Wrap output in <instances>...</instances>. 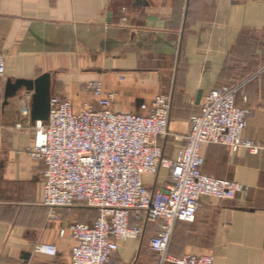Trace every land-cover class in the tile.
<instances>
[{
    "label": "crops",
    "instance_id": "obj_1",
    "mask_svg": "<svg viewBox=\"0 0 264 264\" xmlns=\"http://www.w3.org/2000/svg\"><path fill=\"white\" fill-rule=\"evenodd\" d=\"M0 52L6 59L0 79V264H72L69 227L98 219L97 211L88 208L92 218L78 207L50 217L46 167L27 153L36 137L33 94L22 90L3 106L8 80L44 74L51 75L52 96L70 100L77 112L93 101L87 86L95 81L116 95L117 113L139 114L142 104L170 96V134L161 141L169 159L184 144L204 97L222 85L245 83L237 104L254 116L244 138L262 150L205 145L203 172L251 190L232 201L201 198L194 223L176 224L168 256L264 264V80H250L264 63V0H0ZM143 180L151 190L162 188L166 171ZM154 229L122 243L113 264H161L149 244ZM40 245L55 246L57 254L38 252Z\"/></svg>",
    "mask_w": 264,
    "mask_h": 264
},
{
    "label": "built area",
    "instance_id": "obj_2",
    "mask_svg": "<svg viewBox=\"0 0 264 264\" xmlns=\"http://www.w3.org/2000/svg\"><path fill=\"white\" fill-rule=\"evenodd\" d=\"M5 77L6 59L0 52V79ZM252 79L264 80V63ZM244 85H222L204 97L174 159L165 157L161 145L170 134V96L159 95L142 104L139 114L115 112L116 95L106 94L99 81L88 84L93 101L85 102L78 112L70 100L51 96L49 120L37 121L35 143L27 151L46 167L44 206L52 218L62 208L81 206L98 212L95 222L69 227L75 243L72 264H113L121 244L142 238L150 225L155 229L149 244L161 264H215L213 255L170 258L168 250L176 224L194 223L201 198L232 201L251 190L203 172L205 145L226 146L235 153L262 150L244 138L254 116L250 108L237 104ZM162 171H166L163 187L149 189L144 176ZM36 250L57 254L50 245Z\"/></svg>",
    "mask_w": 264,
    "mask_h": 264
},
{
    "label": "water",
    "instance_id": "obj_3",
    "mask_svg": "<svg viewBox=\"0 0 264 264\" xmlns=\"http://www.w3.org/2000/svg\"><path fill=\"white\" fill-rule=\"evenodd\" d=\"M22 90L33 94L31 105L33 121L48 122L51 112V75L44 74L36 80H8L5 88L3 106H6L9 100L15 98ZM199 99H201V96Z\"/></svg>",
    "mask_w": 264,
    "mask_h": 264
},
{
    "label": "rangeland",
    "instance_id": "obj_4",
    "mask_svg": "<svg viewBox=\"0 0 264 264\" xmlns=\"http://www.w3.org/2000/svg\"><path fill=\"white\" fill-rule=\"evenodd\" d=\"M259 147H260V146H259ZM78 208H80L82 211L84 210V213H85V214H89V216H92V218L96 216V214H95L94 212H90V211H88L89 209L86 208V207H81V206H80V207H78ZM85 214H84V215H85ZM82 221L84 222V221H86V220L84 219V220H81V221H79V222H82ZM79 222H78V223H79ZM153 233H154V231L151 232V235H152Z\"/></svg>",
    "mask_w": 264,
    "mask_h": 264
}]
</instances>
